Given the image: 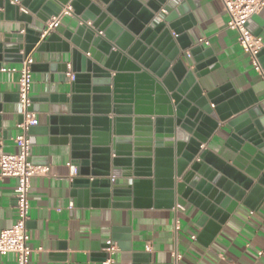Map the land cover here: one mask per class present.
I'll list each match as a JSON object with an SVG mask.
<instances>
[{"label":"water","instance_id":"95a60500","mask_svg":"<svg viewBox=\"0 0 264 264\" xmlns=\"http://www.w3.org/2000/svg\"><path fill=\"white\" fill-rule=\"evenodd\" d=\"M159 1L0 0V21L21 25L0 42V69L35 52L46 56L32 66L42 68L47 87L29 111L52 114L27 136L31 145L41 134L69 148L79 203L191 205L203 214L204 233L214 235L240 206L255 211L264 201V117L257 99L227 86L204 93L197 82L217 59L204 47L188 58L192 43L180 28L195 24L203 0ZM66 6L77 23L43 37ZM259 57L264 68V50ZM4 102L15 106L0 103V113H19L18 94ZM212 121L226 124L230 159L202 149L210 140L202 129Z\"/></svg>","mask_w":264,"mask_h":264},{"label":"crops","instance_id":"0c3cea01","mask_svg":"<svg viewBox=\"0 0 264 264\" xmlns=\"http://www.w3.org/2000/svg\"><path fill=\"white\" fill-rule=\"evenodd\" d=\"M134 1L142 7L151 1L160 3ZM193 14L195 24L188 22L180 28L192 43L188 52L204 47L217 59V69L197 81L204 93L227 86L238 97L257 99V115L264 117V80L253 70L250 57L239 45L238 33L228 28L230 18L223 1L203 0ZM76 23V18L70 16L61 26L69 29ZM19 28V24L0 21V42ZM250 29L264 41V11L253 18ZM201 39L208 40L209 45H200ZM31 56L34 66L43 64L46 58L36 52ZM21 66L22 63H7L0 69L3 105L15 106L5 103L4 98L16 99ZM32 79L31 98L43 96L47 82L41 67H34ZM51 114L36 113L38 128L47 125ZM0 117V157L16 154L15 139L23 134L19 127L21 116L0 113ZM225 126L213 122L203 127L202 132L210 140L202 149L209 148L230 159L232 154L226 147L229 131ZM31 139V162L47 167L48 173L34 177L31 183L30 264H175L176 256L181 257L178 264H264V256H259L264 251V201L255 211L240 206L214 235L204 233L203 214L191 205L173 210L143 204L117 209L102 203L86 205L72 194L75 175L69 148L52 146L41 134H33ZM16 185L15 179L0 177V232L12 228L17 221ZM108 241L115 245L112 254L106 249ZM0 264L18 262L9 254L0 255Z\"/></svg>","mask_w":264,"mask_h":264},{"label":"built area","instance_id":"2783aa9c","mask_svg":"<svg viewBox=\"0 0 264 264\" xmlns=\"http://www.w3.org/2000/svg\"><path fill=\"white\" fill-rule=\"evenodd\" d=\"M225 11L229 15L228 28L238 33V43L244 52L250 57L253 70L264 80V68L260 62V53L264 50V41L256 36L250 29V22L255 16H259L264 11V0H222ZM74 10L71 6L62 9L57 17H53L48 23L44 36L54 32L62 22L73 16ZM91 25V23H89ZM200 45H209L208 40L201 39ZM191 58L190 53L187 54ZM34 60L32 56L24 58L18 73L19 114L23 117L19 127L23 134L15 139L18 148L16 154H2L0 157V177L13 178L17 185L14 191L17 209V221L12 228L0 232V255L13 254L17 258L18 264H30L33 250L30 245L31 236L28 229L30 202L29 194L32 179L48 173V168L35 166L31 162V141L27 132L31 127L39 125L36 113L30 112L32 106L31 90L33 85L32 66ZM15 71V70H13ZM74 175L76 174L73 169ZM196 239V237H193ZM107 244L110 254L115 252V245L111 241ZM259 256H264V251L259 252ZM180 256H176L175 264H178Z\"/></svg>","mask_w":264,"mask_h":264}]
</instances>
